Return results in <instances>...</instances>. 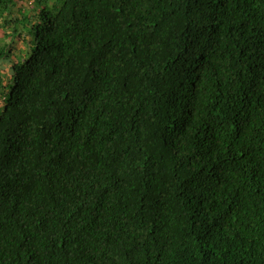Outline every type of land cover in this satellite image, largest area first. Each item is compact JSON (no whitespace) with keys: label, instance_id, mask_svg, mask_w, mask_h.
<instances>
[{"label":"trees","instance_id":"obj_1","mask_svg":"<svg viewBox=\"0 0 264 264\" xmlns=\"http://www.w3.org/2000/svg\"><path fill=\"white\" fill-rule=\"evenodd\" d=\"M0 30V264H264V0H0Z\"/></svg>","mask_w":264,"mask_h":264},{"label":"rangeland","instance_id":"obj_2","mask_svg":"<svg viewBox=\"0 0 264 264\" xmlns=\"http://www.w3.org/2000/svg\"><path fill=\"white\" fill-rule=\"evenodd\" d=\"M2 33H3V30H0V36L2 35ZM9 64V63H8ZM2 67H5V63H1L0 64ZM5 69V68H4Z\"/></svg>","mask_w":264,"mask_h":264}]
</instances>
